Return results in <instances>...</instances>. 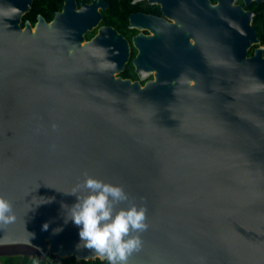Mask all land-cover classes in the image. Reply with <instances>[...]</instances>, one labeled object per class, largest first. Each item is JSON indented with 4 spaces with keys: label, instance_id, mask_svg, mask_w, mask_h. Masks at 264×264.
<instances>
[{
    "label": "water",
    "instance_id": "95a60500",
    "mask_svg": "<svg viewBox=\"0 0 264 264\" xmlns=\"http://www.w3.org/2000/svg\"><path fill=\"white\" fill-rule=\"evenodd\" d=\"M75 40L0 10V195L17 217L0 245L101 259L61 207L87 172L147 209L129 264H264V76L229 50L206 93L159 71L141 85L114 74L123 56Z\"/></svg>",
    "mask_w": 264,
    "mask_h": 264
},
{
    "label": "flooded vegetation",
    "instance_id": "af4514ba",
    "mask_svg": "<svg viewBox=\"0 0 264 264\" xmlns=\"http://www.w3.org/2000/svg\"><path fill=\"white\" fill-rule=\"evenodd\" d=\"M0 10L22 28L45 24L58 37L95 39L99 52L123 56L114 74L141 85L159 71L206 93L229 50L238 71L264 76V0H0Z\"/></svg>",
    "mask_w": 264,
    "mask_h": 264
},
{
    "label": "clouds",
    "instance_id": "9594fccd",
    "mask_svg": "<svg viewBox=\"0 0 264 264\" xmlns=\"http://www.w3.org/2000/svg\"><path fill=\"white\" fill-rule=\"evenodd\" d=\"M64 192L75 197L70 206L61 207L64 223L77 227V247L93 251L108 264H129V257L142 247L140 234L148 228L146 207L130 198L123 185L87 172L70 191ZM16 219L11 200L0 195V225ZM48 227L47 222L42 225L43 230ZM62 228L60 225L56 231Z\"/></svg>",
    "mask_w": 264,
    "mask_h": 264
},
{
    "label": "trees",
    "instance_id": "16d2710c",
    "mask_svg": "<svg viewBox=\"0 0 264 264\" xmlns=\"http://www.w3.org/2000/svg\"><path fill=\"white\" fill-rule=\"evenodd\" d=\"M59 258L52 253H48L44 258H39L36 255H27V254H1L0 262L2 264H54V262L50 261V258ZM63 261L64 264H108V261L101 260L96 258L94 260H80L76 261L74 256L69 258H59Z\"/></svg>",
    "mask_w": 264,
    "mask_h": 264
},
{
    "label": "rangeland",
    "instance_id": "374dc122",
    "mask_svg": "<svg viewBox=\"0 0 264 264\" xmlns=\"http://www.w3.org/2000/svg\"><path fill=\"white\" fill-rule=\"evenodd\" d=\"M1 254H7V255H13V254H27V255H36L39 258H44L48 253L42 254L38 250H36L34 247L24 244V243H11V244H1L0 245V255ZM51 262H54V264H64L63 261L59 258L53 257L50 258Z\"/></svg>",
    "mask_w": 264,
    "mask_h": 264
},
{
    "label": "built area",
    "instance_id": "2783aa9c",
    "mask_svg": "<svg viewBox=\"0 0 264 264\" xmlns=\"http://www.w3.org/2000/svg\"><path fill=\"white\" fill-rule=\"evenodd\" d=\"M0 264H2V263L0 262Z\"/></svg>",
    "mask_w": 264,
    "mask_h": 264
}]
</instances>
